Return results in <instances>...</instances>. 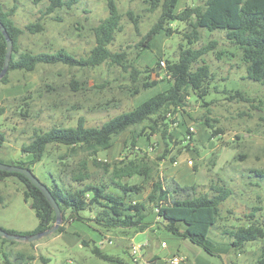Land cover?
<instances>
[{"label":"rangeland","instance_id":"1","mask_svg":"<svg viewBox=\"0 0 264 264\" xmlns=\"http://www.w3.org/2000/svg\"><path fill=\"white\" fill-rule=\"evenodd\" d=\"M0 1L6 9L16 5L13 18L23 29L26 24L40 19L42 10L49 3V0ZM205 1L178 0L175 11L186 6L204 5ZM107 2L80 0L70 8L64 7L46 15L42 19L45 29L36 33L25 29L19 38L18 51L12 50V54L25 51L53 53L63 48L76 58L87 56L96 43L94 26L109 14ZM116 2L122 14L123 29L115 34L108 47L113 52H127L128 63L143 71L139 80L134 82L129 72L109 61L86 68L63 63H38L32 71L9 70L8 82L0 79V107L4 108L0 115V132L4 134L0 160L8 164L31 160L33 155L24 152L22 146L29 143L39 130L57 125L76 126L80 117L85 118L87 126H99L136 107L172 84L165 66H158L159 61L166 65L167 61L177 60L181 44L198 48L216 39V50L193 65L195 68L203 61L207 62L214 75L207 83L209 92L204 97L191 91L187 105L175 113L169 112L156 130L152 131L149 126L152 120L131 126L113 137L111 148L97 154L99 159L111 164L136 160L151 167L149 179L145 180L142 175L122 178V182L143 185L140 194L132 195L136 201L146 202L152 182L159 178L171 191L177 185H196L195 190L173 192L172 197L212 195L214 183L230 187L233 194L220 204L217 223L209 232L214 253L167 230L154 206L147 203L145 221L148 226L144 229L104 227L92 220L94 212L82 211L85 217L82 221L71 219L67 212L63 215L61 225L65 230L62 232L56 230L35 241L11 243L0 238V261L46 264L43 256L50 258L47 264H173L171 259L178 256L182 258L179 264L254 263L264 248V241L247 242L242 250H237L223 231L248 225L250 219L246 215L254 206L262 207L256 218L264 221V182L253 173L254 169L264 170V83L247 78V64L241 50L226 38L225 29L203 27L200 40L190 45L184 34L187 23L173 20L167 25L173 29L171 34L162 30L152 38L149 47L142 48L140 41L158 20L161 8L151 11L146 0ZM128 11L139 17V30H136ZM147 74L151 75L149 80L156 79L158 83L144 88L142 83ZM235 90H241L249 100H231L229 96ZM206 116L212 119L214 127L206 124ZM190 127L194 132L189 138L187 130ZM164 128L167 130L165 136ZM138 133L142 135L134 146L133 136ZM92 159L82 148L52 144L43 159L30 166L42 181L50 183L52 173L68 189L81 187L82 183L110 187L111 170L95 166ZM84 161L88 177L81 183L74 176L83 170ZM25 189V183L16 176L0 180V194L4 197L0 205V227L30 235L35 233L39 218L32 200L24 196ZM147 240L149 246L142 249L139 261L135 260L131 243ZM95 246L121 260L98 257L92 250ZM29 255L35 258L30 260Z\"/></svg>","mask_w":264,"mask_h":264},{"label":"trees","instance_id":"2","mask_svg":"<svg viewBox=\"0 0 264 264\" xmlns=\"http://www.w3.org/2000/svg\"><path fill=\"white\" fill-rule=\"evenodd\" d=\"M79 1L49 0L46 8L42 10V17L26 24L25 29L31 33L42 32L45 29L42 19L46 15L64 7L70 8ZM146 2L151 11L160 7L161 13L158 20L142 37L140 41L142 48L149 47L152 38L162 30L171 34L173 29L167 25L173 20L187 23L188 28L184 34L190 45L200 40V29L203 27L210 30L225 29L226 38L241 50L242 58L247 64V78L264 83V0H206L204 5L186 6L181 11H175L178 0H146ZM107 5L109 14L94 26L93 32L96 43L87 56L76 58L75 55L63 48L53 53L19 52L12 54L9 70L32 71L36 69L38 63H63L68 66L86 68L96 67L109 61L129 72L134 82L138 81L143 71L134 64L128 63L127 52H113L108 47L114 41L115 34L122 31L123 25L121 22L122 14L118 9L116 0H108ZM16 8L14 5L10 9H6L0 1V20L5 24L14 41L13 50L15 52L18 51L19 38L25 32V29L18 26L13 18ZM128 15L136 30H139V17L135 16L132 11H128ZM217 45L216 39H212L198 48L184 47L181 44L178 59L167 61L165 66L166 74L172 80L168 89L149 97L130 110L113 116L99 126H87L85 118L80 117L76 126L57 125L47 130H39L29 143L22 146L24 152L33 155L32 159L12 164L32 169L30 165L41 161L48 150V146L52 144L66 145L73 149L82 148L92 156L95 166L103 167L107 171L111 170L112 184L109 187L105 184L82 183L88 177L85 171L87 170L85 161L82 163L83 170L74 176L75 180L83 184L76 189L65 188L58 178L51 173L50 183L43 182L50 188L63 211V215L68 212L71 219L82 221L85 218L81 214L82 211H90L95 213L92 220L101 226L144 229L148 226V222L145 221V213L147 203H149L154 206L156 214L161 218L162 224L167 230L204 248L209 253H214L209 232L211 227L217 223L220 204L233 194L230 187L214 183L211 187L212 195L201 193L186 197H172L174 193L195 190L196 185H177L171 191L165 187L163 180L159 178L152 182L147 201H136L132 195L133 193L140 194L143 185L122 182V178L142 175L145 180L149 179L152 172L151 167L136 160L111 164L99 159L97 154L102 150L111 148L113 137L125 132L131 126L152 120L149 126L152 131L156 130L161 119L164 121L169 112L175 113L187 105L191 91L197 93L201 98L204 97L209 92L207 83L214 78V75L207 62L203 61L201 64L195 65V68L193 65L197 64L207 53L216 50ZM6 47V39L0 32V73L6 57ZM158 66L162 67L161 61L158 62ZM145 71L150 72L149 69ZM150 77V74L145 76L142 83L144 88L158 83L156 79L149 80ZM1 81L8 82V73L2 77ZM229 98L231 100H249L241 90H235ZM3 112L4 108L0 107V115ZM163 113L165 114L163 115ZM154 116L156 117L153 118ZM211 121L209 116L205 117L206 124L214 127ZM162 131L165 136L167 130L164 128ZM187 133L192 135L189 128ZM141 135L142 133H138L133 136L132 145H136ZM3 141L4 134L0 132V146H2ZM253 173L264 182L263 169H254ZM10 176L18 177L26 185L24 196L26 199L32 200V207L39 218V224L34 232L51 227L56 221V213L43 192L24 174L0 169V180ZM3 201L4 197L0 194V205L3 204ZM261 209V206H254L252 211L246 215L250 219L248 225L224 229V234L232 239V246L235 249L242 250L247 242L257 239L264 241V221L256 218L257 212ZM64 230V225H61L57 231L62 232ZM0 238L3 242L13 243L16 241L8 240L5 237ZM92 250L104 260H121L119 257L104 253L100 247L95 246ZM4 255L8 257L7 253ZM19 256L24 257L23 254H19ZM34 258V255L28 256L30 260ZM42 259L46 264L50 261L49 257L42 256ZM0 264L10 263L0 261ZM252 264H264V248Z\"/></svg>","mask_w":264,"mask_h":264},{"label":"water","instance_id":"3","mask_svg":"<svg viewBox=\"0 0 264 264\" xmlns=\"http://www.w3.org/2000/svg\"><path fill=\"white\" fill-rule=\"evenodd\" d=\"M0 32L3 34L7 42L6 57H5L2 71L0 73V79H2V77H4L9 71L10 60L12 58V50L14 47V41L11 38L5 24L1 20H0ZM0 169L6 170V171L19 172V173L24 174L36 187H38L43 192V194L45 195L47 200L50 202L51 206L54 208L55 213H56L55 223L51 227L45 230L35 232L30 235H21V234H17L11 231H7L0 227V237H5L8 240L35 241L58 230L62 224L63 211L59 203L57 202L56 198L53 196L50 188L34 173V171L26 166H22L18 164H8V163H4L1 161H0Z\"/></svg>","mask_w":264,"mask_h":264},{"label":"built area","instance_id":"4","mask_svg":"<svg viewBox=\"0 0 264 264\" xmlns=\"http://www.w3.org/2000/svg\"><path fill=\"white\" fill-rule=\"evenodd\" d=\"M161 66H166L164 61H161ZM189 130H190L191 134L194 132V128L193 127H190ZM188 137L190 138L192 136L190 134H188ZM148 244H149L148 240L146 242H143V243H135V242L131 243L130 250H131V253L135 256V260L139 261V258L141 257L142 249ZM163 245H165V244H163ZM181 260H182L181 257L174 256L171 259V263L179 264L181 262Z\"/></svg>","mask_w":264,"mask_h":264},{"label":"crops","instance_id":"5","mask_svg":"<svg viewBox=\"0 0 264 264\" xmlns=\"http://www.w3.org/2000/svg\"><path fill=\"white\" fill-rule=\"evenodd\" d=\"M149 246V245H148Z\"/></svg>","mask_w":264,"mask_h":264}]
</instances>
